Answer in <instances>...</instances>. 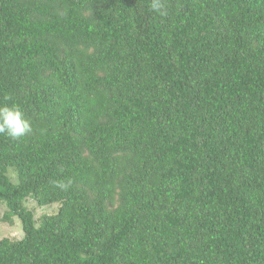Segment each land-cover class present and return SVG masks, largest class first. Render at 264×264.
Instances as JSON below:
<instances>
[{
	"label": "trees",
	"instance_id": "trees-1",
	"mask_svg": "<svg viewBox=\"0 0 264 264\" xmlns=\"http://www.w3.org/2000/svg\"><path fill=\"white\" fill-rule=\"evenodd\" d=\"M164 4L0 0V264H264V0Z\"/></svg>",
	"mask_w": 264,
	"mask_h": 264
},
{
	"label": "clouds",
	"instance_id": "clouds-1",
	"mask_svg": "<svg viewBox=\"0 0 264 264\" xmlns=\"http://www.w3.org/2000/svg\"><path fill=\"white\" fill-rule=\"evenodd\" d=\"M150 9L161 15L166 14L164 0H150ZM32 131L31 121L16 104L0 105V135H6L12 139H20ZM70 183V181H69ZM60 188H67V184L60 183Z\"/></svg>",
	"mask_w": 264,
	"mask_h": 264
},
{
	"label": "rangeland",
	"instance_id": "rangeland-1",
	"mask_svg": "<svg viewBox=\"0 0 264 264\" xmlns=\"http://www.w3.org/2000/svg\"><path fill=\"white\" fill-rule=\"evenodd\" d=\"M28 206L35 212V217L39 220L44 214H53L57 210L58 205L39 207L35 201L29 200ZM5 213V208H0V219ZM24 237L21 222L18 218L14 219L12 223L0 220V240L9 238L11 240H21Z\"/></svg>",
	"mask_w": 264,
	"mask_h": 264
}]
</instances>
